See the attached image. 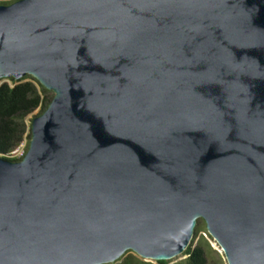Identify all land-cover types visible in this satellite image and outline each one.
Here are the masks:
<instances>
[{
    "label": "water",
    "instance_id": "95a60500",
    "mask_svg": "<svg viewBox=\"0 0 264 264\" xmlns=\"http://www.w3.org/2000/svg\"><path fill=\"white\" fill-rule=\"evenodd\" d=\"M26 77L54 98L0 157V264L168 262L200 220L264 264V0L0 6V81Z\"/></svg>",
    "mask_w": 264,
    "mask_h": 264
},
{
    "label": "trees",
    "instance_id": "16d2710c",
    "mask_svg": "<svg viewBox=\"0 0 264 264\" xmlns=\"http://www.w3.org/2000/svg\"><path fill=\"white\" fill-rule=\"evenodd\" d=\"M10 81L13 85L8 83L0 85V157L17 163L22 159H7L6 156L15 152L25 140L27 133L30 139V130L26 125L27 118L39 109L38 117L41 116L52 102L54 94L45 90L32 77H26L20 81L10 79ZM29 145L30 142L28 149ZM198 235L199 230L196 231L192 244L184 254L187 258L177 264H208L207 250H210V244L206 239L200 238L199 243L194 246L193 243ZM115 264L133 263L129 258ZM141 264L150 263L141 262ZM158 264H169V262L161 261Z\"/></svg>",
    "mask_w": 264,
    "mask_h": 264
},
{
    "label": "rangeland",
    "instance_id": "374dc122",
    "mask_svg": "<svg viewBox=\"0 0 264 264\" xmlns=\"http://www.w3.org/2000/svg\"><path fill=\"white\" fill-rule=\"evenodd\" d=\"M19 1L22 0H0V6H11L15 3H18ZM4 83H8L10 85H13V82L10 80H2L0 81V84H4ZM52 97V95L50 96ZM40 113V109L37 110L36 112H34L32 115H30L27 120H26V125L28 127V129L30 130L32 121L38 117ZM30 135V134H29ZM30 139H28V133L25 136V140L20 144V146L15 150V152H13L10 155H7L6 158L7 159H22L23 156H25V153H27L28 151V143L30 142ZM199 230V235L198 237L195 239L194 241V246H196L199 241L200 238H204L208 241V243L210 244V250H207V255H208V264H227V261L225 259V256L223 254V252L220 250V248L218 247V245L214 242V240L212 238H209L208 234H207V230H206V223L203 220H200L198 222L196 231ZM196 231H195V235L194 238L196 236ZM132 261L133 264H141V262L144 263H150V264H158V262H148V261H144L141 258H139L136 254H134L133 252H128L123 260L125 259H129ZM187 257L180 256L178 258H176L175 260L172 261H168L169 264H177L183 260H185Z\"/></svg>",
    "mask_w": 264,
    "mask_h": 264
},
{
    "label": "clouds",
    "instance_id": "9594fccd",
    "mask_svg": "<svg viewBox=\"0 0 264 264\" xmlns=\"http://www.w3.org/2000/svg\"><path fill=\"white\" fill-rule=\"evenodd\" d=\"M25 155H26V153H25ZM24 157H25V156H24ZM24 157H23V158H24ZM23 158H22V159H23Z\"/></svg>",
    "mask_w": 264,
    "mask_h": 264
},
{
    "label": "built area",
    "instance_id": "2783aa9c",
    "mask_svg": "<svg viewBox=\"0 0 264 264\" xmlns=\"http://www.w3.org/2000/svg\"><path fill=\"white\" fill-rule=\"evenodd\" d=\"M24 157V156H23Z\"/></svg>",
    "mask_w": 264,
    "mask_h": 264
}]
</instances>
